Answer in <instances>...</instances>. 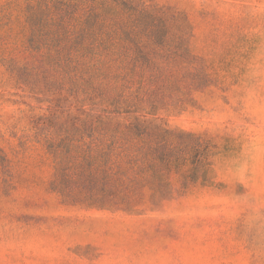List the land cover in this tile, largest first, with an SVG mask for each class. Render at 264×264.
<instances>
[{"label": "rangeland", "instance_id": "1", "mask_svg": "<svg viewBox=\"0 0 264 264\" xmlns=\"http://www.w3.org/2000/svg\"><path fill=\"white\" fill-rule=\"evenodd\" d=\"M153 1L185 20L153 56L184 54L207 76L158 118L206 134L213 172L154 210L61 205L42 148L20 140L22 112L47 103L17 90L4 63L23 49L24 2L0 0V149L13 174L0 180V264H264V0Z\"/></svg>", "mask_w": 264, "mask_h": 264}, {"label": "trees", "instance_id": "2", "mask_svg": "<svg viewBox=\"0 0 264 264\" xmlns=\"http://www.w3.org/2000/svg\"><path fill=\"white\" fill-rule=\"evenodd\" d=\"M23 2V49L4 63L17 90L47 103L18 118L21 142L50 166L47 191L67 207L137 213L205 185L216 147L158 118L189 103L182 88L206 85L194 59L153 56L183 31V15L153 0ZM11 169L0 149L2 183L12 185Z\"/></svg>", "mask_w": 264, "mask_h": 264}]
</instances>
